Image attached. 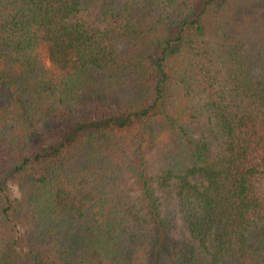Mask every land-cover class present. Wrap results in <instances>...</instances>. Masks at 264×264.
I'll return each mask as SVG.
<instances>
[{
    "label": "trees",
    "instance_id": "16d2710c",
    "mask_svg": "<svg viewBox=\"0 0 264 264\" xmlns=\"http://www.w3.org/2000/svg\"><path fill=\"white\" fill-rule=\"evenodd\" d=\"M0 264H264V0H0Z\"/></svg>",
    "mask_w": 264,
    "mask_h": 264
},
{
    "label": "rangeland",
    "instance_id": "374dc122",
    "mask_svg": "<svg viewBox=\"0 0 264 264\" xmlns=\"http://www.w3.org/2000/svg\"><path fill=\"white\" fill-rule=\"evenodd\" d=\"M9 189H10V191L12 193V198H19L18 189L14 185H10ZM172 235L175 238H179L180 237V223H179V221L176 222V226H175V229L173 230Z\"/></svg>",
    "mask_w": 264,
    "mask_h": 264
}]
</instances>
